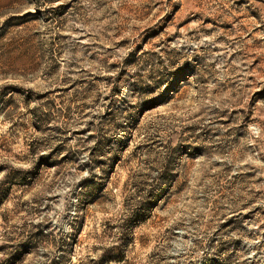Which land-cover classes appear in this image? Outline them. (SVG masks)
<instances>
[{
    "label": "rangeland",
    "instance_id": "obj_1",
    "mask_svg": "<svg viewBox=\"0 0 264 264\" xmlns=\"http://www.w3.org/2000/svg\"><path fill=\"white\" fill-rule=\"evenodd\" d=\"M0 264H264V0H0Z\"/></svg>",
    "mask_w": 264,
    "mask_h": 264
}]
</instances>
